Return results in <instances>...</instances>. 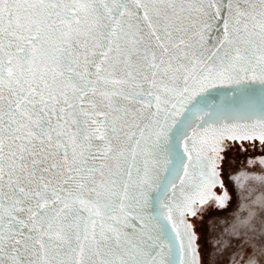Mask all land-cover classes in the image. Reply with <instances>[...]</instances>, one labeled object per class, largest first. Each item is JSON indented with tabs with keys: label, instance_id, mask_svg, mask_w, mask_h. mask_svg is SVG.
<instances>
[{
	"label": "snow or ice",
	"instance_id": "6c2138e0",
	"mask_svg": "<svg viewBox=\"0 0 264 264\" xmlns=\"http://www.w3.org/2000/svg\"><path fill=\"white\" fill-rule=\"evenodd\" d=\"M237 140L264 144V0H0V264H200ZM240 229L264 264V196Z\"/></svg>",
	"mask_w": 264,
	"mask_h": 264
},
{
	"label": "rangeland",
	"instance_id": "374dc122",
	"mask_svg": "<svg viewBox=\"0 0 264 264\" xmlns=\"http://www.w3.org/2000/svg\"><path fill=\"white\" fill-rule=\"evenodd\" d=\"M234 143L230 146L227 142L221 152L226 161L219 168L224 186L216 189L217 195L228 193V205L221 208L210 201L199 207L196 217L190 218L197 235L200 264H244L255 247L259 248L258 239L242 234L240 220L248 200L264 196V168L256 162L264 159V144L245 148L240 146L245 145L242 142Z\"/></svg>",
	"mask_w": 264,
	"mask_h": 264
},
{
	"label": "water",
	"instance_id": "95a60500",
	"mask_svg": "<svg viewBox=\"0 0 264 264\" xmlns=\"http://www.w3.org/2000/svg\"><path fill=\"white\" fill-rule=\"evenodd\" d=\"M227 90L226 89H217V90H213V92H214V94H216L217 95V99L218 100H220V99H223L224 98V94H225V92H226ZM228 95H231V93L230 92H228ZM257 114H258V112H257ZM247 141H249V140H245V141H239V140H237V141H225L224 142V144H223V149H222V151L224 150V147H225V145H226V143L227 142H238V143H241V142H247ZM256 141H258V140H256ZM249 142H253V141H249ZM259 142V141H258ZM221 164V163H220ZM220 168V167H219ZM218 168V172H219V177H220V180L222 181V178H221V172H220V169ZM223 182V181H222ZM216 189H221V187L218 185L215 189H214V191L216 190ZM216 192V191H215ZM224 193V191L222 192V194ZM217 194V193H216ZM221 194V195H222ZM210 201H215V200H210ZM209 201V202H210ZM216 202V201H215ZM199 207L200 206H198V209H199ZM198 247V246H197Z\"/></svg>",
	"mask_w": 264,
	"mask_h": 264
},
{
	"label": "flooded vegetation",
	"instance_id": "af4514ba",
	"mask_svg": "<svg viewBox=\"0 0 264 264\" xmlns=\"http://www.w3.org/2000/svg\"><path fill=\"white\" fill-rule=\"evenodd\" d=\"M257 142V143H256ZM242 143H244L245 145H240V146H242V147H247V146H249V147H252V146H262V144H259L260 142H258V141H253V142H249V141H247V142H242ZM246 143H251V144H249V145H246ZM254 143H256V144H254ZM235 144L236 143H234V142H229V145L230 146H235ZM264 157V156H263ZM263 157H258V158H263ZM256 162L259 164V162L257 161V159H256ZM216 191V190H215ZM229 198H230V196H228V200H227V202H226V205H228V202H229ZM213 207V206H212ZM211 208V207H210ZM212 209V208H211ZM213 210H219L218 208H216V207H213ZM216 211V212H217ZM193 221L195 222V220L193 219ZM258 249L255 247V249L253 250V252H252V254L255 252V251H257ZM240 253H242L243 255H244V253L243 252H240ZM239 253V254H240ZM238 254V255H239ZM250 256V255H249ZM243 258H244V256H243ZM244 259H246V258H244ZM234 260V259H233Z\"/></svg>",
	"mask_w": 264,
	"mask_h": 264
},
{
	"label": "bare ground",
	"instance_id": "6f19581e",
	"mask_svg": "<svg viewBox=\"0 0 264 264\" xmlns=\"http://www.w3.org/2000/svg\"><path fill=\"white\" fill-rule=\"evenodd\" d=\"M262 160H264V159H260V160H259V163H260V165L264 168V164L261 163ZM263 168H261V169H263ZM249 173H250V172H249ZM249 173H247V174H249ZM259 173H260V172H259ZM247 174H246V175H247ZM253 174H254V173H253ZM256 174H257V173H256ZM260 174H261V173H260ZM261 175H262V174H261ZM261 175H260V176H261ZM214 202H215V201H214Z\"/></svg>",
	"mask_w": 264,
	"mask_h": 264
}]
</instances>
